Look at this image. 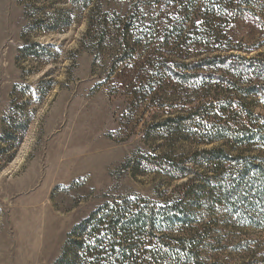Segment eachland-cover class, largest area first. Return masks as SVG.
<instances>
[{
    "label": "rangeland",
    "instance_id": "374dc122",
    "mask_svg": "<svg viewBox=\"0 0 264 264\" xmlns=\"http://www.w3.org/2000/svg\"><path fill=\"white\" fill-rule=\"evenodd\" d=\"M171 6L172 0H97L80 14L70 5L0 0V135L14 99L30 100L35 110L14 159L0 156V264H53L70 231L105 202L132 194L151 200L170 195L185 180L172 183L158 167L139 165L137 157L226 146L202 143L196 129L186 130L191 124H263L252 114L264 115V97L256 93L264 94V81L242 58L264 65V0H234L217 21L211 10H196L192 20L202 25L201 36L180 47L146 46L145 35L153 23L170 20ZM33 13L71 16L74 23L65 32H35L28 28ZM133 16L142 26L141 56L121 62L112 23ZM101 22L113 32L105 43ZM28 41L47 50L40 48L38 59L25 57L20 51ZM218 57L226 63L204 65ZM200 106L202 117L183 121L185 133L158 129L189 118ZM249 149L246 160L264 159L260 144L250 143ZM249 209L241 224L221 213L212 218L221 242L213 258L246 256L231 253L241 242L250 251H264V217Z\"/></svg>",
    "mask_w": 264,
    "mask_h": 264
},
{
    "label": "trees",
    "instance_id": "16d2710c",
    "mask_svg": "<svg viewBox=\"0 0 264 264\" xmlns=\"http://www.w3.org/2000/svg\"><path fill=\"white\" fill-rule=\"evenodd\" d=\"M41 1L70 5L81 14L97 0ZM172 1L175 6L167 10L170 20L165 24L153 23L150 34L145 35L146 46L169 45L171 42L172 45L178 44V47L187 45L193 37L202 35V25L196 26V21L192 20L196 10H211L209 15L213 21H217L227 15L228 7L234 0ZM29 20L28 28L35 32H65L74 23L71 16L40 18L34 13ZM106 24L110 25L108 22ZM112 24V30L118 32L117 38L114 36L113 40L118 42L121 62L136 61L143 48L142 43L137 42L139 36L143 35L140 21L133 16L124 24ZM100 25H103L100 43H105L113 32L103 22ZM40 48L47 50L28 41L20 53L38 59L41 56ZM242 60L254 66L258 74L256 78L264 81V65H259V59ZM216 62L226 63L218 57L205 60L204 65L214 66ZM164 64L161 65L163 68ZM256 93L264 97L260 90ZM46 94L47 91L42 92L41 97ZM31 107L30 100L22 102L17 98L12 101L11 112L4 119L0 135V156H6V162L14 159L35 119V110ZM219 108L211 106L215 111ZM201 109V106L197 108L189 118L169 120L170 124H162L158 129L185 133L183 121L202 117L199 112ZM252 115L257 123L263 124L254 127L241 124L236 128L230 124H191L186 129L190 133L196 129V137H202V143L206 145L226 141V146L197 149L185 156L164 154L137 157L139 165L158 167L161 175L170 182L185 181L165 198L151 200L132 194L105 202L70 231L59 258L53 264H264V251H250L247 242L236 244V248L231 250L232 254L246 252V256L237 255V260L231 256L229 259L211 256L213 249L221 243L219 225L212 222L215 215L221 213L228 218L232 217L235 224H241L251 207L252 213L258 214V218L264 217V159L254 155L246 160L244 156L250 151V143L264 147V115ZM131 165L132 160L126 169ZM241 186L243 193L240 191ZM244 193L246 196H243ZM239 202L244 204L238 207Z\"/></svg>",
    "mask_w": 264,
    "mask_h": 264
}]
</instances>
